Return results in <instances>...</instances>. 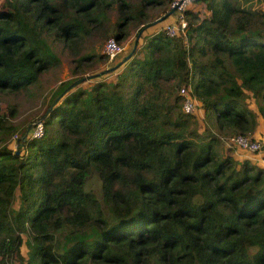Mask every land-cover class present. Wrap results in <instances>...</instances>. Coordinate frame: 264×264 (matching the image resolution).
<instances>
[{"label": "trees", "instance_id": "obj_1", "mask_svg": "<svg viewBox=\"0 0 264 264\" xmlns=\"http://www.w3.org/2000/svg\"><path fill=\"white\" fill-rule=\"evenodd\" d=\"M7 2L0 264H264V165L230 143L264 131V0H195L184 26L171 0ZM110 38L135 42L115 64ZM60 54L72 78L23 140L18 99Z\"/></svg>", "mask_w": 264, "mask_h": 264}, {"label": "rangeland", "instance_id": "obj_2", "mask_svg": "<svg viewBox=\"0 0 264 264\" xmlns=\"http://www.w3.org/2000/svg\"><path fill=\"white\" fill-rule=\"evenodd\" d=\"M8 5L7 0H0V4L2 7H5ZM193 7V5H191ZM190 7V8H191ZM134 39H131L129 41H126L122 44V51L121 53L114 59L110 60V64L118 63L122 60V58L129 53V51L132 49V46H134ZM97 46V45H96ZM104 49V46H103ZM102 52V50H101ZM104 53V52H103ZM73 60L71 54H60L59 61L46 73L42 74L40 77V84L42 85L38 90L33 89L34 93H37L36 96L32 99H29L28 96H22L18 99V103L20 104V117L21 119H25L26 121L31 122V124L36 120L38 115H40L44 109L49 105L52 98L54 97L59 84L63 81H66L71 76L70 66L71 61ZM109 63L107 64H99V67L97 71H95V75L97 74L99 77H111L112 75H104L106 71H104L106 68H109ZM101 74V75H100ZM92 78L91 75H86V79ZM198 103V102H197ZM5 108V106H2ZM196 123L198 122L199 127L201 128L200 120L202 117V110L199 108L196 114ZM34 127V126H33ZM32 127V128H33ZM197 127V125H196ZM198 128V127H197ZM193 130H196L193 129ZM263 134L264 131L262 128L258 126L256 128L255 133L253 137L254 140H257L259 142H263ZM239 150V149H238ZM244 154H248V152L239 150L236 151V155L241 156ZM256 157L257 162L260 165H264V159H263V153L262 151H258L257 154H254ZM92 188L94 191L98 190V183L97 181H94L92 184Z\"/></svg>", "mask_w": 264, "mask_h": 264}, {"label": "built area", "instance_id": "obj_3", "mask_svg": "<svg viewBox=\"0 0 264 264\" xmlns=\"http://www.w3.org/2000/svg\"><path fill=\"white\" fill-rule=\"evenodd\" d=\"M195 0H171L170 8L174 13V21L181 23L184 26V11L192 4ZM175 22H170L165 25V32L168 36H174L176 33ZM122 51V47L113 39L110 38L104 44L103 52L108 56L109 59L115 58ZM182 96L181 109L185 114H195L198 111L197 101L190 95V92L186 88L180 90ZM43 134L42 124L40 122L36 123L32 130L33 137H40ZM237 149L248 152L255 153L261 150V143L257 140L251 139L247 136L237 135L230 139Z\"/></svg>", "mask_w": 264, "mask_h": 264}, {"label": "water", "instance_id": "obj_4", "mask_svg": "<svg viewBox=\"0 0 264 264\" xmlns=\"http://www.w3.org/2000/svg\"><path fill=\"white\" fill-rule=\"evenodd\" d=\"M129 56H130V54H129L127 57H129ZM96 75H97V74H96ZM38 122H40V119H38L37 121H35L34 123H32V124H30V125L28 126V129H27L26 133H25L24 136L22 137L23 140L25 139V137H26L27 133L29 132L30 128H32V127H33L36 123H38Z\"/></svg>", "mask_w": 264, "mask_h": 264}, {"label": "crops", "instance_id": "obj_5", "mask_svg": "<svg viewBox=\"0 0 264 264\" xmlns=\"http://www.w3.org/2000/svg\"><path fill=\"white\" fill-rule=\"evenodd\" d=\"M192 4H193V3H192ZM192 4H190L188 8H190ZM237 151H239V150H237ZM251 158H254V159H255L256 157H255V156H253V157H251Z\"/></svg>", "mask_w": 264, "mask_h": 264}]
</instances>
